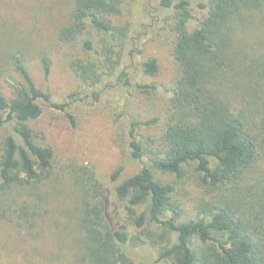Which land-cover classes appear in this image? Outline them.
<instances>
[{
  "label": "trees",
  "instance_id": "16d2710c",
  "mask_svg": "<svg viewBox=\"0 0 264 264\" xmlns=\"http://www.w3.org/2000/svg\"><path fill=\"white\" fill-rule=\"evenodd\" d=\"M126 1L72 0L67 23L58 29L63 44L91 32L100 37L99 49L84 40L87 57L71 63L93 98L99 96L96 88L109 87L114 77L133 85L130 74L121 70L127 50L135 52L133 25L113 23ZM193 3L161 0L158 5L172 13L177 75L167 90L159 135L138 134L141 125L156 119L128 127L130 158L145 163L115 187L114 196L124 204L125 224L134 232L111 222L108 191L94 169L71 175L77 197L76 254L83 264H142L128 251L139 242L156 248L158 261L170 264H264V0ZM39 61L48 77L49 57L41 54ZM0 62L20 78L0 71L13 93L6 98L0 89V132L6 133L0 140V222L34 232L43 189L53 177L54 152L29 124L51 100L33 82L23 52L6 50ZM158 69L155 58L140 66L146 76ZM136 87L146 92L157 88ZM77 96L71 94L69 101ZM52 106L64 110L70 105ZM154 171L173 181H162ZM121 172L118 167L108 181L116 182ZM183 181L201 194L196 218L184 219L177 202V185Z\"/></svg>",
  "mask_w": 264,
  "mask_h": 264
},
{
  "label": "rangeland",
  "instance_id": "374dc122",
  "mask_svg": "<svg viewBox=\"0 0 264 264\" xmlns=\"http://www.w3.org/2000/svg\"><path fill=\"white\" fill-rule=\"evenodd\" d=\"M160 1L127 0L120 17L113 19L116 25H133L131 37L135 52L131 55L127 50L121 66V70L130 74L133 85L124 86L114 77L109 87H97L99 96L93 98L71 63L87 57L82 48L84 40H90L99 49L102 46L100 37L91 32L72 44H63L57 37L59 27L67 23L72 0H0V53L6 50L23 52L36 87L50 96L51 101L42 104L40 117L29 125L41 134V142L54 152L53 177L43 189L44 199L38 204L41 217L34 232L0 222V264H83L76 254L77 197L71 181V175L81 168L94 169L107 189L111 222L134 232L125 224L124 204L114 196L115 187L136 174L145 163V160L130 158L128 127L131 122L156 119L155 124L141 125L138 134L144 138L159 135L170 97L167 90L177 75V64L172 56L175 41L172 13L160 10ZM177 1L171 0L172 3ZM191 1L195 4L197 0ZM192 13L200 16L195 7ZM41 54L50 59L48 77L44 76L40 65ZM151 58L157 60L158 72L154 76L143 75L140 66ZM0 71L13 80L20 79L8 64L0 62ZM4 76L0 77V89L10 98L12 89ZM136 85L157 88L146 92ZM73 93L79 96L71 103L69 96ZM67 102L70 106L64 110L52 106ZM5 135L0 132V140ZM118 167H122L119 179L109 182L108 176ZM154 172L162 181H173L172 176ZM183 182L177 185V202L183 209L184 219L196 218L201 194L192 184ZM147 228L159 232L153 225ZM196 244L202 246L199 241ZM133 246L128 251L137 262L170 264L159 262L158 250L148 243L139 242Z\"/></svg>",
  "mask_w": 264,
  "mask_h": 264
}]
</instances>
